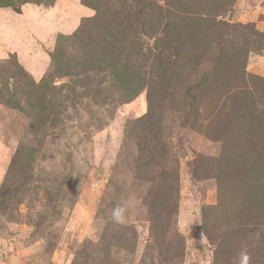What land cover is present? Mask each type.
Masks as SVG:
<instances>
[{"label":"rangeland","instance_id":"1","mask_svg":"<svg viewBox=\"0 0 264 264\" xmlns=\"http://www.w3.org/2000/svg\"><path fill=\"white\" fill-rule=\"evenodd\" d=\"M43 1L0 6V264H264V0Z\"/></svg>","mask_w":264,"mask_h":264},{"label":"trees","instance_id":"2","mask_svg":"<svg viewBox=\"0 0 264 264\" xmlns=\"http://www.w3.org/2000/svg\"><path fill=\"white\" fill-rule=\"evenodd\" d=\"M12 0H1L0 1V6H11L15 11L19 12V5L22 4L24 2V0H17L18 1V5L17 4H12L11 2ZM37 1H43V0H37ZM52 1L54 0H47V4L51 5ZM44 2V1H43Z\"/></svg>","mask_w":264,"mask_h":264},{"label":"clouds","instance_id":"3","mask_svg":"<svg viewBox=\"0 0 264 264\" xmlns=\"http://www.w3.org/2000/svg\"><path fill=\"white\" fill-rule=\"evenodd\" d=\"M114 219H115V221L117 223H122L123 222L122 221V216H121V214L119 212L114 215ZM243 264H247V257L246 256L244 258Z\"/></svg>","mask_w":264,"mask_h":264}]
</instances>
